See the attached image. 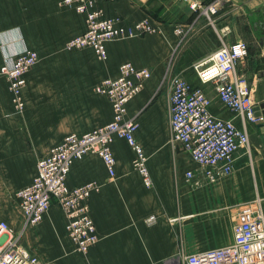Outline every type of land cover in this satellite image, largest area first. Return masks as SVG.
I'll return each mask as SVG.
<instances>
[{
	"label": "crops",
	"instance_id": "1",
	"mask_svg": "<svg viewBox=\"0 0 264 264\" xmlns=\"http://www.w3.org/2000/svg\"><path fill=\"white\" fill-rule=\"evenodd\" d=\"M216 1L218 11L209 21L201 10L190 7V0H97L107 17L118 16L125 22L147 18L159 28L107 43L108 57L100 60L90 47L66 48L68 39L86 29V20L62 0H0V67L4 57L26 47L40 55L37 68L27 74V106L21 114L13 110L8 81L0 74V176L5 168L7 186L13 191L32 182L38 160L66 134L86 133L112 119L106 97L103 117L81 125L80 99H88L87 110L95 114L91 99L97 83L118 76L125 61L152 71L129 101L126 117L138 123L135 138L148 157L153 185L147 187L134 169V151L122 138L112 144L113 178L99 155L76 159L68 185L91 180L101 184L88 199L99 240L85 254L75 251L66 217L55 202L37 225L24 227L25 218L19 215L15 224L23 231V245L39 255L41 264H184L189 254L231 244L236 223L264 219V126L248 124L249 149L241 148L233 171L215 181H208L191 155L172 141V85L167 78L180 70L181 57L194 65L224 43L245 39L251 44L262 34L261 46L254 54L249 49L237 70L252 78L256 103L264 102V28L261 33H245L239 23L241 10L256 8L264 14V0ZM212 97L214 114L241 123ZM66 99H75L69 110H65ZM53 102L61 132L49 137L47 111ZM189 170L194 173L191 178Z\"/></svg>",
	"mask_w": 264,
	"mask_h": 264
},
{
	"label": "built area",
	"instance_id": "2",
	"mask_svg": "<svg viewBox=\"0 0 264 264\" xmlns=\"http://www.w3.org/2000/svg\"><path fill=\"white\" fill-rule=\"evenodd\" d=\"M201 0H190V7L197 9ZM77 12L86 13V29L66 42L67 49L90 46L100 59L108 56L109 41L142 36L159 30L147 18L132 24H123L117 18L104 15L97 0H64ZM218 10L217 4L207 5L202 12L209 18ZM228 28L225 32H228ZM249 55L248 44L243 40L224 43L193 67L202 84L213 87L215 97L237 118H224L211 110L213 97L202 88L193 86L184 77L175 75L170 93V128L172 141L181 144L193 160L200 165L208 181L233 171L235 154L250 147L248 124L262 125L264 116H256L254 88L238 72L237 66ZM39 54L25 48L14 58L4 59L1 71L9 79L13 92L12 101L24 108L21 88L26 82L25 72L39 60ZM148 67H137L131 61L121 63L116 77H106L95 86V91L105 95L113 109V118L107 124L81 135L70 134L53 146L49 153L38 160L37 173L32 182L17 191L27 224L40 222L53 202L58 203L66 217L67 234L74 250L88 252L98 242L99 234L90 215L88 199L99 190L97 181L69 186L68 174L76 159L88 153L99 155L113 178L116 158L111 149L115 138L125 139L134 151L133 167L140 173L147 187L153 180L147 164L148 157L135 138L138 123L128 119L129 101L141 91L151 77ZM193 171H187L191 178ZM231 244L189 254L184 264H264V219L241 221L233 226ZM38 257L20 243V236L6 222H0V264H38Z\"/></svg>",
	"mask_w": 264,
	"mask_h": 264
},
{
	"label": "rangeland",
	"instance_id": "3",
	"mask_svg": "<svg viewBox=\"0 0 264 264\" xmlns=\"http://www.w3.org/2000/svg\"><path fill=\"white\" fill-rule=\"evenodd\" d=\"M64 0H62V3L61 4H64L63 3ZM111 1H115V0H111ZM202 2V3H201ZM201 5L197 7V9L195 10H201L204 9L205 7H207V5H210L212 3H216L218 5V2L216 0H212V1H208L206 2V0H201ZM64 5H67V4H64ZM98 5V4H97ZM69 7H71L70 5H68ZM100 7V6H99ZM101 8V7H100ZM218 11V10H217ZM242 11V14H241V17L239 19V23H240V28L245 32V33H251L252 30H256V32L258 33H261L263 31V28H264V14L262 11H259L258 9L256 10V8H250V9H244V10H241ZM77 12V11H76ZM104 12V11H103ZM77 13H80V12H77ZM217 13V12H216ZM216 13H213L210 18L204 14L202 12V14L207 17V19L209 21H213V16L216 14ZM80 14H84L85 15V20H86V13H80ZM105 15V14H104ZM106 16V15H105ZM109 17V16H108ZM164 18L166 16H163ZM109 18H117L119 19L123 24H132L134 22H137V21H134V22H125L123 21L120 17L118 16H115V17H109ZM143 20V19H142ZM140 21V20H139ZM238 21V20H237ZM86 25H87V22H86ZM153 33V32H152ZM138 37V36H137ZM262 34H259L257 36V39H255L256 41L253 42V43H247V41L245 39H242L243 41H245L248 45H249V49L252 50V54H254L256 52V49L259 48L260 45V41L262 40ZM131 38H135V37H131ZM124 39H128V38H124ZM69 40V39H68ZM67 40V41H68ZM118 40H122V39H117V40H113V41H118ZM66 41V42H67ZM111 42V41H109ZM108 42V43H109ZM66 46V44H65ZM87 47H90V46H87ZM83 48V47H81ZM92 48V47H90ZM25 49V48H24ZM31 49V48H30ZM73 49H79V48H73ZM93 49V48H92ZM23 50V49H22ZM21 50V51H22ZM34 51H36L35 49H32ZM72 50V49H71ZM20 51V52H21ZM94 51V49H93ZM37 52V51H36ZM95 52V51H94ZM38 53V52H37ZM39 54V53H38ZM17 55H19V53H15L14 55H12L11 57L10 56H7V58H14V57H17ZM96 55V53H95ZM97 56V55H96ZM40 57V55H39ZM108 57V56H107ZM98 58V57H97ZM5 59V57H4ZM4 59H3V64H4ZM100 59V58H98ZM107 59V58H106ZM100 60H105V59H100ZM39 61H40V58L39 60L37 61L36 64L32 65L26 72H25V79H26V82L25 84L23 85V87L21 88V96H22V99L24 101V108L23 109H19L17 108L13 101H12V97H13V92L12 90L10 89L9 87V79L7 77L6 74H4L2 71H1V68L2 66L0 67V74L3 75L7 81H8V91H9V94H10V101H11V104H12V108L13 110L18 113V114H21L25 111L26 109V99H25V95H24V91H25V88L27 86V74L30 70H34L35 68H37L38 64H39ZM181 63H183L181 66H180V70L177 72V73H173L172 77L170 78H167V81L168 83H170L172 85V79L175 75H178V76H182L184 77L187 81H189L193 86H196V87H199V88H202L203 90L207 91L211 96H214L215 95V92H214V89L212 86L210 85H205V84H202L198 78V75L196 73V71L194 70V67L193 65H191V61L190 59H188L187 57H181ZM247 74V73H246ZM247 80L248 82L250 83V85L254 88V85H253V82H252V78L249 76V74H247ZM96 86V85H95ZM94 92L96 94H93L92 95V99L94 102H95V105H96V111H95V114H92L91 111L90 113L88 112L87 109H90V106H89V103L90 102H87L88 99H80V109H81V125L85 124V123H88V122H92V121H95V120H99L103 117V113L106 112L107 108H106V104L104 103V100L106 99V96L103 95V94H100L98 93L97 91H95V87H94ZM135 97V96H134ZM133 97V98H134ZM132 98V99H133ZM39 101V99H36ZM53 101L55 99H52ZM79 100V99H78ZM75 101V99H66V101L64 100V106L65 107V110L66 109H70L71 108V104L72 102ZM75 103V102H74ZM48 111H47V116H48V136L49 137H53L54 135L57 136L61 131L58 130L57 128V121L60 120V118L58 117L59 114L57 112V108H56V105L55 103L53 102V104H49L48 105ZM112 106V105H111ZM76 105L74 104V107L75 108ZM214 109V108H213ZM225 110H227L228 112L232 113L230 110L224 108ZM85 110V113L83 114L82 112ZM212 110V109H211ZM113 118V116H112ZM64 120H66L64 118ZM112 120V119H111ZM110 120V121H111ZM93 125H95V123H92ZM107 124V123H106ZM105 125V124H103ZM103 125H100L98 127H101ZM98 127H95V128H98ZM93 128V129H95ZM92 130V129H91ZM84 133V132H83ZM82 132L80 133H68L66 135H70V134H77V135H81L83 134ZM65 135V136H66ZM64 136V137H65ZM64 137L62 139H64ZM116 139V138H115ZM114 139V141H115ZM125 140V139H124ZM113 141V142H114ZM55 142V141H54ZM58 142V141H56ZM113 142L111 143V149H112V152H113V148H112V144ZM176 143V142H175ZM178 146H180L179 143H176ZM177 146V150H179L180 148ZM182 149V148H181ZM186 151V150H184ZM187 152V151H186ZM188 153V152H187ZM88 154H94V153H88ZM86 154V155H88ZM114 154V153H113ZM94 155H97V154H94ZM44 157V156H42ZM41 157V158H42ZM40 158V159H41ZM199 165V164H198ZM200 167V165H199ZM135 169V168H134ZM71 171V170H70ZM192 171V170H191ZM69 175V174H68ZM218 179V178H217ZM216 179V180H217ZM96 181V180H94ZM98 182V181H97ZM99 183V182H98ZM100 184V183H99ZM9 180L7 178V172H6V169L3 168L1 169V176H0V222L1 221H6L14 230V233L15 234H18L20 236V243L23 245V239H22V234H23V231H18L17 229V225L15 224L16 222H19V217L22 215V217L24 216L25 218V214L22 210V207L20 205V199L19 197L17 196V191L16 190H11L9 188ZM100 187H101V184H100ZM99 187V189H100ZM54 203V202H53ZM56 203V202H55ZM58 204V203H57ZM59 205V204H58ZM60 206V205H59ZM60 209V213L61 211H63V209L60 207H58ZM64 213V211H63ZM20 215V216H19ZM65 215V214H64ZM45 217V216H44ZM44 219V218H43ZM42 219V220H43ZM41 220V221H42ZM40 221V222H41ZM38 222V223H40ZM38 223L36 224H30V225H37ZM28 225V224H27ZM27 225H25L24 227H26ZM17 228V229H16ZM70 239V237H69ZM71 240V239H70ZM72 242V241H71ZM97 243V242H96ZM73 244V242H72ZM24 246V245H23ZM25 247V246H24ZM27 248V247H26ZM28 249V248H27ZM29 250V249H28ZM34 254V252H32ZM87 253V252H86ZM85 254V253H83ZM38 259H39V262L38 264H41V261H40V258H39V255L35 254Z\"/></svg>",
	"mask_w": 264,
	"mask_h": 264
},
{
	"label": "water",
	"instance_id": "4",
	"mask_svg": "<svg viewBox=\"0 0 264 264\" xmlns=\"http://www.w3.org/2000/svg\"><path fill=\"white\" fill-rule=\"evenodd\" d=\"M255 114H256V116H261V115L264 116V102L258 104L255 107ZM262 126H264V123L262 124Z\"/></svg>",
	"mask_w": 264,
	"mask_h": 264
}]
</instances>
